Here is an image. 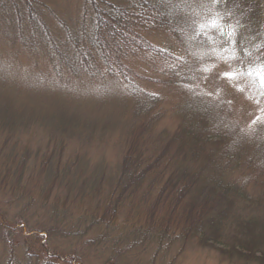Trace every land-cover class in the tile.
I'll list each match as a JSON object with an SVG mask.
<instances>
[{"label":"trees","instance_id":"trees-1","mask_svg":"<svg viewBox=\"0 0 264 264\" xmlns=\"http://www.w3.org/2000/svg\"><path fill=\"white\" fill-rule=\"evenodd\" d=\"M48 18L59 33L50 30ZM68 22L44 1L0 0V41L9 31L19 48L48 49L51 67L35 68L34 74L57 82L73 78L92 88L97 79L99 87L116 78L132 83L129 135L114 169L83 173L78 158L62 160L65 137L82 133L80 119L58 109L51 116L30 113L0 84V264H84L79 252L106 243L114 255L102 264H164V252L175 242L181 252L191 239L264 264V134L244 137L223 128L211 102L190 105L193 112L180 131L158 146L144 122L155 115L157 97L140 92L134 76L116 71L120 61L140 55L175 63L168 79L184 85L193 81L191 68L207 72L225 61L264 94V0H82L77 24ZM154 32L174 39L185 56L150 42L145 35ZM15 52L0 50L7 71L19 64ZM32 127L49 134L43 149L32 151L16 141ZM243 174L261 187L259 194L237 183ZM53 191L60 206L48 204ZM138 195L142 210H132L117 228L123 202ZM84 201L88 211L62 225L71 215L67 205ZM3 207L19 210L10 216ZM88 233L96 237L64 252L49 246L58 236Z\"/></svg>","mask_w":264,"mask_h":264},{"label":"rangeland","instance_id":"rangeland-1","mask_svg":"<svg viewBox=\"0 0 264 264\" xmlns=\"http://www.w3.org/2000/svg\"><path fill=\"white\" fill-rule=\"evenodd\" d=\"M40 1L55 8L62 19L69 18L68 23L71 25L77 24L82 0ZM48 22L50 30L54 34L59 33L56 24L49 18ZM2 36L4 39L3 42L0 41V47L3 46V49L0 48V50H6L9 53L17 51L15 53L19 58V64H15V69L12 68L11 71H7L5 63L0 61V84L14 92L13 95L8 94L9 98L25 104L30 113L39 112L43 116H51L56 111L62 110L60 113L76 115L74 117L77 120L80 119L79 123L83 124L77 132L83 134L65 137L63 162L64 160L71 162L78 158V166L83 173L94 169L103 171L114 169L124 148L125 139L129 135V121L134 115L131 112L133 100L131 102L128 89V85L132 83L116 78L117 81L109 80L106 82L107 86L99 87L97 79L92 81V83L97 82L92 88L89 85L73 83V78L64 82L53 81L42 72L34 74L33 70L51 67L47 57L48 49L45 46L39 45L35 52L31 53L24 46L22 47L25 49L14 45L9 38V31L2 33ZM145 37L154 45L172 54L181 58L185 56L179 44L168 35L154 32L148 33ZM173 64L162 63L158 59H149L140 55L127 60L123 59L119 65L117 64L116 71L130 74V77L134 76V80H131L140 92L157 97L155 115L148 116L144 120L150 124L147 133L151 143L165 147L169 139L180 131L183 120L187 121L191 116L193 111L190 110V105L203 107L211 102L212 108L220 115L218 119L223 128H233L236 130L234 132L241 133L244 137L255 131L264 134V94L257 91L250 81L244 79L233 65L225 61H217L207 72L191 68L193 81L180 85L168 79L169 68ZM100 70L103 72L105 69L100 67ZM107 80L108 78L105 79ZM101 88L102 91H100ZM140 125L141 122H135V126ZM86 127L89 134L86 132ZM48 139L49 134L46 131L32 127L24 133H18L16 141L20 146H26L35 151L36 148L43 149ZM49 145L52 147L54 143ZM83 177L85 175L81 176L82 179ZM237 183L247 184V189L256 194L261 191V187L257 185L254 188L252 178L248 176L247 180L244 174ZM102 194L106 195V189H103ZM47 200L49 205L60 206L56 203V191H53ZM139 201L140 195L123 202L118 213L117 225H115L117 228L125 223L128 213L133 212L132 210H142ZM79 204L67 205L71 215L68 220H63L62 225L73 224L78 217L88 211V201ZM3 209L7 210L10 216L19 210L14 207L9 210L6 207ZM95 237V233L79 237L58 236L53 241L49 240V246L64 252L66 251L64 249H70V245L77 246L78 243L90 241ZM43 242L42 240L40 244ZM96 250L103 252L102 254L106 256L102 257ZM109 250L110 244L106 243L104 248H87L78 254L84 259V264H102L105 261L103 259L113 257L114 254ZM179 250L180 242H175L166 253L162 252L166 263L172 261V264H256L255 261L244 262L234 256H227L214 246H200L196 239L189 240L183 250L181 252Z\"/></svg>","mask_w":264,"mask_h":264}]
</instances>
